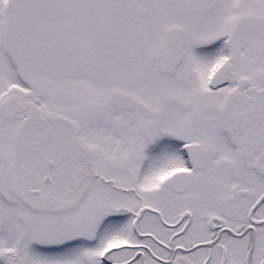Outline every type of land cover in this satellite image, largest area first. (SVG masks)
I'll use <instances>...</instances> for the list:
<instances>
[{
  "label": "snow or ice",
  "instance_id": "1",
  "mask_svg": "<svg viewBox=\"0 0 264 264\" xmlns=\"http://www.w3.org/2000/svg\"><path fill=\"white\" fill-rule=\"evenodd\" d=\"M0 264H264V0H0Z\"/></svg>",
  "mask_w": 264,
  "mask_h": 264
}]
</instances>
